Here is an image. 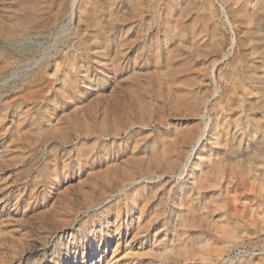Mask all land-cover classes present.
Wrapping results in <instances>:
<instances>
[{"label": "rangeland", "instance_id": "374dc122", "mask_svg": "<svg viewBox=\"0 0 264 264\" xmlns=\"http://www.w3.org/2000/svg\"><path fill=\"white\" fill-rule=\"evenodd\" d=\"M0 264H264V0H0Z\"/></svg>", "mask_w": 264, "mask_h": 264}]
</instances>
